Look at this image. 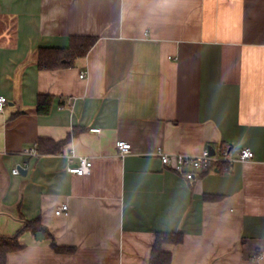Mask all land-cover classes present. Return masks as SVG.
<instances>
[{
    "label": "crops",
    "instance_id": "obj_1",
    "mask_svg": "<svg viewBox=\"0 0 264 264\" xmlns=\"http://www.w3.org/2000/svg\"><path fill=\"white\" fill-rule=\"evenodd\" d=\"M72 36L97 43L41 70L39 50ZM1 97L0 236L23 247L7 264H150L157 232L184 234L171 264H264V0H0ZM210 147L254 159L189 181L153 155ZM71 153L89 175L68 172ZM37 219L49 235L25 229Z\"/></svg>",
    "mask_w": 264,
    "mask_h": 264
},
{
    "label": "trees",
    "instance_id": "obj_2",
    "mask_svg": "<svg viewBox=\"0 0 264 264\" xmlns=\"http://www.w3.org/2000/svg\"><path fill=\"white\" fill-rule=\"evenodd\" d=\"M70 44L67 48H41L37 55V63L41 70H58L72 66L79 58L87 56L90 49L97 43L96 37L89 36H72L70 37ZM53 101L52 95H40L37 104L38 115H47L51 110ZM40 151L54 153L60 148L61 143H56L48 139H41L38 142ZM224 166H219L220 172L226 171ZM208 173V172H206ZM203 173V174H206ZM214 199V197H207ZM26 230L33 233L42 232L49 235L46 227L41 225L39 219L27 222ZM184 241V234L177 233H158L152 248L150 264H171L172 255L170 252L164 250L165 244H181ZM23 247L19 243L18 236L4 237L0 236V264H7L6 259L8 254L21 250ZM52 248L57 253L70 252L71 249L58 246L55 242L52 243Z\"/></svg>",
    "mask_w": 264,
    "mask_h": 264
},
{
    "label": "built area",
    "instance_id": "obj_3",
    "mask_svg": "<svg viewBox=\"0 0 264 264\" xmlns=\"http://www.w3.org/2000/svg\"><path fill=\"white\" fill-rule=\"evenodd\" d=\"M87 73L84 72L81 74L80 78L85 79ZM7 99L5 97L0 98V113L5 111L7 105ZM98 131V130H95ZM117 156L124 158L132 153L131 144L119 141L117 143ZM23 154L28 157H37L40 155V152L37 148V145H34L31 148H27L23 151ZM153 155L160 158L162 164L167 169L182 175L189 181L197 179L201 174L206 172H212L219 168L221 165L232 166L235 163H245L252 161L254 159V153L250 148H244L240 150L238 155H233L232 150L229 147H210L205 149L201 155L190 156L183 154H169L164 152L162 149H157ZM70 165L68 166V172L78 175L85 176L89 175L93 162L88 157H76L74 154L67 156ZM77 158L78 162L73 163V160ZM21 166L16 167L12 172L14 175H19L21 173ZM69 205L65 204L58 207L55 211L56 216L68 215ZM261 258V257H259Z\"/></svg>",
    "mask_w": 264,
    "mask_h": 264
},
{
    "label": "water",
    "instance_id": "obj_4",
    "mask_svg": "<svg viewBox=\"0 0 264 264\" xmlns=\"http://www.w3.org/2000/svg\"><path fill=\"white\" fill-rule=\"evenodd\" d=\"M37 237L42 238L43 237L42 233H38Z\"/></svg>",
    "mask_w": 264,
    "mask_h": 264
}]
</instances>
